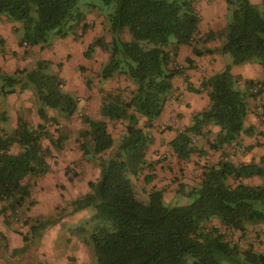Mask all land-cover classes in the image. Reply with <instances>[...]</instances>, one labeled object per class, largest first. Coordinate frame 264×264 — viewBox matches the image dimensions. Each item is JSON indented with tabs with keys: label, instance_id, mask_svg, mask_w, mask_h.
Returning a JSON list of instances; mask_svg holds the SVG:
<instances>
[{
	"label": "trees",
	"instance_id": "obj_1",
	"mask_svg": "<svg viewBox=\"0 0 264 264\" xmlns=\"http://www.w3.org/2000/svg\"><path fill=\"white\" fill-rule=\"evenodd\" d=\"M82 1L0 0V17L22 24L23 42L35 46L46 42L50 33L64 37L80 25ZM226 1L233 10V20L226 27L222 53L232 57L233 65L257 62L264 68V0L263 10L250 0ZM103 2L112 8L109 21L114 39L110 44L104 38L97 39L85 56L90 58L97 47L108 52L110 61L102 78L126 76L137 88L130 98H124L121 91L103 95L101 117L125 123V136L113 157L103 158L114 145L109 123L85 119L88 129L80 135V149L85 155L102 156L101 178L89 183L90 193L73 202L74 212L95 210L91 231L83 227L76 232L86 235L85 243L93 248L96 264H264V254L253 246L243 250L240 243L229 240L237 232L245 234L250 227L264 224V184L244 183L254 177L264 180V167L253 163L237 166L224 160L207 166L200 184L188 193L190 203L174 207L164 204L163 191L152 192L148 203L139 201L129 177L140 175L147 167L146 156L154 141L147 129L161 117L173 92V78L184 74V68L174 64L177 52L182 46H192L195 56L211 53L200 44L214 41L217 34L198 37L201 17L192 0ZM87 29L85 25L84 33ZM122 30L128 31L132 41L118 37ZM187 63L192 65L193 61L187 59ZM47 69L46 62H40L32 72L17 70L13 76L3 75L0 69V95L15 94L17 85L22 92L32 88L42 105L40 117L45 123H58L49 118L44 107L71 118L78 101L64 91V81ZM202 89L209 92L210 106L195 115L193 125L180 131L171 143L179 160L190 159L195 152L193 136L202 135L209 125L221 129L217 139L209 143L213 151L237 142L245 131L250 94L236 88L231 65L205 79ZM141 118L146 120L143 128ZM0 120L7 121L6 113L0 114ZM45 128L43 124L34 129L23 119L13 135L0 127L1 213H18L31 196L25 181L51 172V150L41 142L44 137L51 139ZM63 140L51 142L61 148ZM13 145L20 147L18 154L11 153ZM150 180L146 177V182ZM213 220L222 227L208 229L206 223Z\"/></svg>",
	"mask_w": 264,
	"mask_h": 264
},
{
	"label": "crops",
	"instance_id": "obj_2",
	"mask_svg": "<svg viewBox=\"0 0 264 264\" xmlns=\"http://www.w3.org/2000/svg\"><path fill=\"white\" fill-rule=\"evenodd\" d=\"M259 1L263 2V0ZM195 4L201 17L199 38L204 37V35L209 32L219 33L225 28L226 22L224 20V9L226 6L224 0H219V5L215 4L212 0H197L195 1ZM203 7H205L204 11H202ZM86 23L88 25V29L87 32L83 34L84 37L81 39L82 41H78L75 37H72V41L75 43L72 51L75 53H81L83 56H85L88 47L97 39L105 38V41L108 43L113 41V36L108 35L111 33L108 32V28L105 26V20L103 18H98L96 21L91 19V21ZM21 26L22 25L19 23L9 22L6 17H0L1 71L9 70L11 67L14 71L18 70L16 57H20L22 54H19L15 47L17 44L15 34ZM77 33L82 35V32H79V27ZM120 38L124 42L132 41V38H130L127 32L124 31H122ZM20 45L24 46L25 42H22V44L20 43ZM26 46L30 47L28 45ZM204 48L210 50L211 53L202 56H195L192 46H182L179 49L174 57V64L175 66L178 65L184 68V74L173 78V92L167 101L161 117L154 122L153 128L147 129V132L153 137L154 141L146 156L147 167L140 175H138L140 176L138 177V182L143 185L147 183L146 188L142 190L146 195H150L154 191H163L164 201L169 203L188 205L190 203L188 193L200 184L202 175L207 166H216L224 160L230 161L237 166L253 163L264 167V121L257 112V96L252 94V88L249 87L251 83L255 85L262 84L264 86L263 66L257 62H249L240 66L231 64L227 55L222 53L223 44H221L218 39L205 44ZM94 52L95 53L87 61L90 62V67H92L93 63H95L94 65L97 67V73H99L103 64L109 62L110 55L108 52L103 51L99 47H97ZM94 55L95 58H93ZM187 59H191L193 61L192 65L187 63ZM229 65H231V73L236 79L237 89L242 92H249L250 94L247 100L249 113L245 120L244 133L237 142L225 146L219 151H213L210 150L209 143L214 142L217 139L221 129L216 125H209L204 129L202 135L193 136V146L195 148V152L192 154L190 159L179 160L171 147V143L178 137V133L180 131H183L193 125V118L195 115L203 113L210 106L209 92L202 89L203 81L223 72ZM86 68L87 67H85V69ZM116 79V85H114L115 79H110L109 81H106L100 91L91 87L90 81L83 82L82 80L71 89L72 92L76 94L75 98L79 101L77 104V111L84 112L93 120L105 121L109 123L108 129L110 133L111 126H119L125 131V124L123 122H111L101 117L100 110L103 95L111 94L117 91L122 92V90L126 88L133 92L137 88L136 84L126 76H117ZM119 79H121L123 83H121ZM66 88L67 87L64 84V89ZM192 89L200 90V92H194ZM262 97L264 100V89L262 91ZM20 104L21 103L17 105L20 107ZM25 108H27V113L32 112L35 114L33 118L34 122H38L39 124L45 123L40 116L36 115L33 104L28 102ZM3 113H6L7 121L9 119H13V116L9 117L7 112ZM76 113L72 117L75 121L78 120ZM14 114L16 115L15 122L19 121L21 118H18L17 115H23V110L18 109ZM48 116L51 119L56 117H59L60 120H65V118L69 119L53 110L49 112ZM23 120L28 121L26 119ZM145 122L146 120L141 118V128L144 127ZM169 123L175 124V127H172V129L166 128ZM1 126L2 125L0 124V127ZM5 127L6 126L3 125L2 129H6ZM17 128L18 122L14 125V132ZM85 129H87V127ZM113 138L115 137L113 136ZM77 145L79 144L77 143ZM78 150L79 149H77V151ZM80 150L76 152L74 149L75 152L72 154L73 157H70L71 160L74 159L77 154V156L83 155V152ZM53 172L54 169L51 167V172L45 176L47 184L50 181L53 182ZM66 175V172H64L58 177L63 176L64 179H67ZM146 177L151 178L150 182H146ZM64 179L62 180L66 183ZM42 183L45 184L44 181ZM244 183L257 186L264 184V180L254 177L244 180ZM81 189V187H75L74 192L78 193ZM30 191L31 196L20 211L28 210V212H35L36 214L42 215V211L38 213L39 210L37 207L39 205L37 203L43 201V197H36L31 188ZM85 192L87 193L88 190L86 189ZM46 201H48L46 209L53 208L50 205V201ZM3 205L4 204L0 203V264H29L28 260L33 253L32 250L28 248L25 253L21 254L20 251V255L14 254L13 250L18 248L15 245L11 246L13 243L11 237L16 232L8 225V222L6 223V218L9 219L10 212L4 214L1 213ZM209 226L217 228L222 227L218 220L206 223V227ZM9 232L12 234L11 237L9 236ZM234 239L236 241L235 243L241 244L243 250L253 246L252 248L255 251L264 254V224L250 227L245 234L237 232ZM255 239L260 240L259 246L253 244ZM245 242H247L248 245L242 246ZM80 245L84 251L86 245L81 242ZM10 249L12 254L9 255ZM81 257L84 258L83 254H81Z\"/></svg>",
	"mask_w": 264,
	"mask_h": 264
},
{
	"label": "rangeland",
	"instance_id": "obj_3",
	"mask_svg": "<svg viewBox=\"0 0 264 264\" xmlns=\"http://www.w3.org/2000/svg\"><path fill=\"white\" fill-rule=\"evenodd\" d=\"M192 1L195 4V1L197 0ZM212 1L219 5V0ZM250 1L263 10L262 1ZM224 3L226 6L224 9V20L226 22V26L221 32L216 33V39H218L223 45L227 39L226 27L233 20L232 8L229 7L226 0H224ZM205 7H203L202 11L205 10ZM79 8L83 13V20L81 24L76 25L71 31H69L68 35L64 37L53 32L48 35L46 42L27 47L26 45H20V43L22 44L25 37L23 26H21V28L15 34V40L17 43L15 47L18 50V53L22 54L20 57H16L18 70L26 69L27 71L32 72L38 69L40 62H46L48 67L47 72L58 75L64 81V84L67 87L64 89V91L73 97H76V94L72 92L71 89L74 85L80 83L81 80L83 82L90 81L91 87L100 91L102 89L101 87L106 83V81H109L110 79L105 80L102 78V70L109 62L104 63L100 72L97 73V67L94 65L95 63H93L92 67L89 66L90 62L87 60L90 58L83 56L81 53H75L72 51L75 45V43L72 41V37H75V39L78 41H82L81 39L84 37V26L87 25L86 22L91 21V19L96 21L98 18H103L105 20V26L108 28V32L111 33L108 34L107 32V34L112 35L114 39L109 21V15L112 12V8L110 6H106L103 0H83L80 3ZM78 27L79 32H82V35L77 33ZM122 31L127 32L128 36L131 38L127 30ZM122 31L118 33V37H120ZM86 32L87 30L85 33ZM206 35H204V37ZM171 42H174L173 38H171ZM204 45V43L200 44V47L204 48ZM94 53L95 52H93L92 55ZM93 58H95V55ZM227 58L229 62L233 64L232 57L227 55ZM85 67L87 68L85 69ZM15 73L16 71H14L12 67L9 70L2 71L3 75L8 76H13ZM117 76L120 75L116 74L113 77L115 79L114 85L117 83ZM119 81L123 83L121 79H119ZM1 85L2 80H0V86ZM15 89L17 90L15 94L8 96H4L2 94L0 95V113L2 114L3 112H7L9 117L13 116L12 120H0V124L2 126H6V129H3L4 132L8 135L14 134V125H16L18 122H15L16 115L14 113L18 109H22L23 115H17L18 118L20 117L21 119L23 118L28 120L34 129H37L40 125L44 124L46 126V131L49 132L51 136V139L57 141L59 138H64V140L62 141L61 148L55 147V145L51 142V139L44 137L41 141L44 148H49L51 150V155L48 158V162L50 167H53L54 169L53 182L50 181L47 184L45 176L31 177L25 181V183L30 186L36 197H43V201L37 203L39 205L37 207L39 210L38 213L42 211V215L24 210L19 211L15 215H11L12 213H10L9 219L6 218V223L8 222V225L11 226L16 232L13 234V236L9 232V236H12L11 240L13 242L11 246L15 245L18 248L13 250L14 254L20 255V251L22 254L25 253L26 249L29 248L33 251L28 260L29 264H96L97 260L93 248L91 245L85 243L86 239L84 237H86V235L83 236L81 233L76 232L77 229L83 227L87 231H91L95 224L93 221L95 210L93 208H88L82 211L74 212L73 202L90 193L91 189L89 187V183L96 182L101 178V169L99 164L100 158H102V156L94 157L92 155H85L82 153L83 155L77 156V154L72 160L70 158L73 157L72 154L75 152L74 149L76 152L80 150V135L82 131L86 130V127L88 129L85 119L90 117L82 111H77L76 117L78 120L76 121L72 117L69 119L65 118V120H60L59 117H56L58 123L47 122L39 124L38 122L33 121L35 114L32 112L27 113V108H25L26 104L30 102L33 104L36 115L40 116L39 110L42 108V105L37 100L35 91L30 88L22 92L21 85H17ZM122 96L124 98H130L131 90L127 88L122 90ZM19 103H21L20 107L17 105ZM44 109L47 114L53 110L49 107H44ZM53 111L59 112L58 110ZM62 115L64 116V114ZM110 129L112 135L115 137L114 145L112 149L103 155V158L113 157L118 151L122 139L125 136V131L119 126H111ZM77 143L79 145H77ZM77 149L79 150L77 151ZM10 151L13 154H18L20 152V147L18 145H13L10 148ZM63 166L66 167L64 168ZM64 172L67 174V179H64L63 176L58 177ZM129 177L132 181V185L138 200L148 203L150 195H146L142 191L146 188L147 183H145V185L139 183L138 177L140 176L129 175ZM62 179H64L66 183ZM43 181L45 184L42 183ZM75 187H81L82 189L77 193L74 192ZM86 189L88 190L87 193L85 192ZM46 200L50 201V205L53 208L46 209V204L48 202ZM164 204L168 207L180 205L166 201H164ZM207 228L211 229L213 226H209ZM225 234L229 236L227 232ZM234 237L235 235H232L229 240L236 242ZM80 242L86 245L84 251L81 248ZM244 245H248V243L245 242L242 244V246ZM10 252L9 255L12 254V252ZM81 254H83L84 258L81 257Z\"/></svg>",
	"mask_w": 264,
	"mask_h": 264
},
{
	"label": "built area",
	"instance_id": "obj_4",
	"mask_svg": "<svg viewBox=\"0 0 264 264\" xmlns=\"http://www.w3.org/2000/svg\"><path fill=\"white\" fill-rule=\"evenodd\" d=\"M25 45H27L25 43ZM264 89V86L262 84H256L253 88H252V94L257 96V100H258V106H257V112L260 115L261 119L264 121V100L262 97V90ZM175 127V124L173 123H169L167 124L166 128H172ZM192 141H194V138L192 139ZM227 231L224 229V233H226ZM254 245L259 246L260 245V240L259 239H255L253 242Z\"/></svg>",
	"mask_w": 264,
	"mask_h": 264
}]
</instances>
